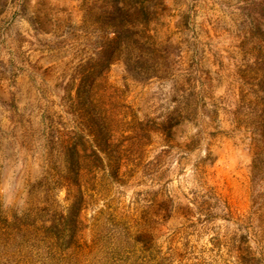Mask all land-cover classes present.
Instances as JSON below:
<instances>
[{
	"label": "rangeland",
	"instance_id": "374dc122",
	"mask_svg": "<svg viewBox=\"0 0 264 264\" xmlns=\"http://www.w3.org/2000/svg\"><path fill=\"white\" fill-rule=\"evenodd\" d=\"M0 264H264V0H0Z\"/></svg>",
	"mask_w": 264,
	"mask_h": 264
}]
</instances>
